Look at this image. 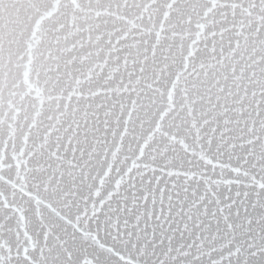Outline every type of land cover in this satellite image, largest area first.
<instances>
[{
	"label": "snow or ice",
	"instance_id": "1",
	"mask_svg": "<svg viewBox=\"0 0 264 264\" xmlns=\"http://www.w3.org/2000/svg\"><path fill=\"white\" fill-rule=\"evenodd\" d=\"M0 264H264V0H0Z\"/></svg>",
	"mask_w": 264,
	"mask_h": 264
}]
</instances>
